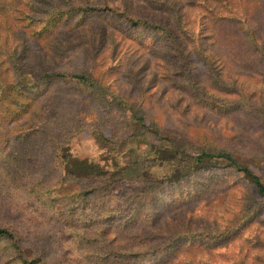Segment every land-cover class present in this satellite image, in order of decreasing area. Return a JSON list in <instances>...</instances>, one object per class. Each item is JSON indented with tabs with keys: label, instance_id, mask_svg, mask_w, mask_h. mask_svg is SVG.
<instances>
[{
	"label": "rangeland",
	"instance_id": "rangeland-1",
	"mask_svg": "<svg viewBox=\"0 0 264 264\" xmlns=\"http://www.w3.org/2000/svg\"><path fill=\"white\" fill-rule=\"evenodd\" d=\"M0 93V264H264L253 181L188 165L264 182V0H0Z\"/></svg>",
	"mask_w": 264,
	"mask_h": 264
},
{
	"label": "trees",
	"instance_id": "trees-1",
	"mask_svg": "<svg viewBox=\"0 0 264 264\" xmlns=\"http://www.w3.org/2000/svg\"><path fill=\"white\" fill-rule=\"evenodd\" d=\"M136 24V22H134ZM148 24H150L149 22H147ZM157 28L159 29H163L166 32H169L170 30H167L165 27H160L157 26ZM171 34V32H169ZM4 51V48H3ZM186 58L182 57V61H185ZM57 75V74H55ZM58 76L60 77H65V78H69L72 80L77 81L78 83H82V84H91V80L89 79V77L85 74H63L60 73L58 74ZM5 98V95H2L0 93V102ZM14 103H12V107L9 109L11 112L15 111L16 105L18 104V100H13ZM32 107V104H30V108ZM28 109V106H27ZM8 110V111H9ZM28 110L21 111L23 113H26ZM20 114V113H18ZM21 115V114H20ZM18 115V116H20ZM143 118L141 117V120ZM143 125V124H142ZM147 127V126H146ZM194 160L190 161L189 167L191 166H196V165H201L205 162H214V161H219L222 160L226 163H228L229 166L236 168L237 170L241 171L244 175L248 176L253 183L256 185L259 193L261 195L264 196V182L262 180V178L257 175L249 166L244 165L242 163H240L236 157H234V155L231 152L228 151H217V152H207V151H203L201 152L199 155L193 157ZM71 162V171L70 173L73 174H80V175H86V176H96V175H102L104 173H106V170L104 169L103 166L89 161V160H81V159H77L74 158L73 160H70ZM189 162V161H187ZM66 172L69 173V171L67 170ZM0 237H13L12 232L7 229V228H0Z\"/></svg>",
	"mask_w": 264,
	"mask_h": 264
}]
</instances>
